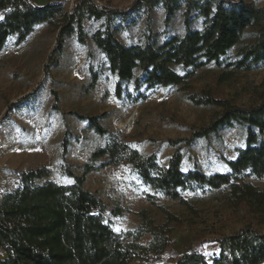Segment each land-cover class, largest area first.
<instances>
[{
  "label": "trees",
  "instance_id": "1",
  "mask_svg": "<svg viewBox=\"0 0 264 264\" xmlns=\"http://www.w3.org/2000/svg\"><path fill=\"white\" fill-rule=\"evenodd\" d=\"M65 0L36 5L31 0H0V53L12 39L21 46L38 26L55 36L50 63L59 57L65 42L76 38L81 47L92 46L102 60L99 68L88 69L82 85L85 96L92 93L103 71L116 78L115 96L139 103L154 89L177 88L186 93L196 107L217 109L211 120L192 131L188 139L171 142L175 147L198 139L218 136L222 128H245L244 146L234 159H224L228 172L205 174L197 168L183 171V156L176 149L166 164L156 154H142L119 133L107 130L105 114L71 117L103 140L88 160L76 170L59 166V172L72 178L68 185L51 181L37 183L51 175L46 167L20 172L18 185L0 197V264H129L134 259L154 263L161 259L170 242L171 230L155 226L147 217L135 231L122 236L105 220L106 206L96 194L84 189L88 174L108 166L126 163L150 192L151 203L170 200L185 204L183 194L196 191L225 192L231 208H244L256 226L246 224L231 234L216 239V251L207 257L197 249L180 254L174 264H264V187L251 180L264 178V94L254 105L238 107L219 99L215 91L196 90L191 84L196 71L213 64L222 72L217 84L234 74L264 67V3L261 6L242 0H134L126 8L99 5L95 0H78L67 11ZM161 9L163 25L168 27L181 11L183 33L161 43L151 30V13ZM140 14L144 27L137 43L124 44L119 33L132 15ZM200 20L201 28L191 27ZM87 24H89L87 26ZM231 60H223L231 50ZM48 67V66H46ZM179 72H178V71ZM131 89V90H130ZM57 100V98H56ZM55 110L57 107L54 106ZM61 142V154L68 149ZM101 160H104L99 164ZM115 210L112 215L117 217ZM150 240L140 243L144 235Z\"/></svg>",
  "mask_w": 264,
  "mask_h": 264
},
{
  "label": "rangeland",
  "instance_id": "2",
  "mask_svg": "<svg viewBox=\"0 0 264 264\" xmlns=\"http://www.w3.org/2000/svg\"><path fill=\"white\" fill-rule=\"evenodd\" d=\"M77 1L65 0L64 8L70 11ZM95 1L123 9L134 0ZM242 1L256 6L264 3V0ZM151 18V30L159 43L183 33L181 11L168 27L163 25L161 9H154ZM123 26L126 29L119 33L120 41L137 43L144 27L141 15L132 13ZM191 27L200 29V20H195ZM13 42L11 39L0 53V197L18 185L20 172L29 169L46 167L52 171L37 183L51 181L68 185L72 182V178L59 172V166L78 174L76 168L88 160L95 148L103 145V140L86 130L84 123L71 117L73 112L105 114L104 124L109 132L119 133L142 154H156L163 165L179 149L185 172L193 168L205 174L228 172L223 160L234 159L236 150L244 146L245 128L235 126L222 128L218 136L207 140L198 139L188 146L180 142L172 147L171 142L188 139L193 130L206 125L217 109L191 105L186 93L177 88L150 90L147 98L139 103L119 100L115 96L117 80L106 71L95 90L85 96L82 85L87 82L89 66L99 68L102 64L92 46L81 47L72 37L51 64L49 55L55 36L48 34L45 26L36 27L21 46L14 47ZM235 52L236 49L231 50L222 59L231 60ZM220 72L212 63L208 64L196 71L191 84L196 90L211 89L217 98L241 108L254 105L264 94V67L239 72L217 84ZM64 139L69 144L66 154L62 155ZM251 182L264 187V178ZM84 189L103 200L105 220L122 236L135 231L143 217L155 226H167L171 230L169 245L161 259L150 264H174L180 254L193 249L210 257L216 251L217 238L249 223L256 226L244 208L235 210L228 205L223 190L185 192V204L170 200L151 203L144 195L150 191L140 184L126 163L88 174ZM115 210L120 212L117 217L112 215ZM259 228L264 231V226ZM149 240L147 234L139 242L146 244ZM3 258L5 254L0 250V260ZM129 264L148 263L134 259Z\"/></svg>",
  "mask_w": 264,
  "mask_h": 264
},
{
  "label": "crops",
  "instance_id": "3",
  "mask_svg": "<svg viewBox=\"0 0 264 264\" xmlns=\"http://www.w3.org/2000/svg\"><path fill=\"white\" fill-rule=\"evenodd\" d=\"M34 4L36 5H46V4H49V3H52V2H56V1H59V0H31Z\"/></svg>",
  "mask_w": 264,
  "mask_h": 264
},
{
  "label": "snow or ice",
  "instance_id": "4",
  "mask_svg": "<svg viewBox=\"0 0 264 264\" xmlns=\"http://www.w3.org/2000/svg\"><path fill=\"white\" fill-rule=\"evenodd\" d=\"M0 18H2V16H0Z\"/></svg>",
  "mask_w": 264,
  "mask_h": 264
}]
</instances>
